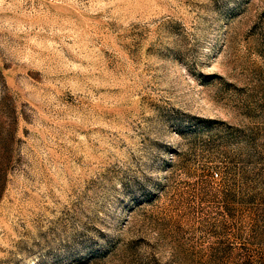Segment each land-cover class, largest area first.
I'll list each match as a JSON object with an SVG mask.
<instances>
[{
	"label": "rangeland",
	"instance_id": "obj_1",
	"mask_svg": "<svg viewBox=\"0 0 264 264\" xmlns=\"http://www.w3.org/2000/svg\"><path fill=\"white\" fill-rule=\"evenodd\" d=\"M0 264H264V0H0Z\"/></svg>",
	"mask_w": 264,
	"mask_h": 264
}]
</instances>
